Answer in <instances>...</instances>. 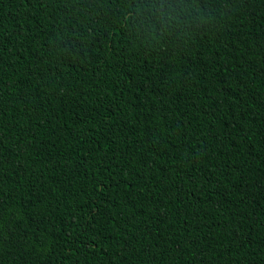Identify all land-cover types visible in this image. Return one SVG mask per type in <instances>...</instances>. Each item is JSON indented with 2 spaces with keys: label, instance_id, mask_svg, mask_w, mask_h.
Instances as JSON below:
<instances>
[{
  "label": "trees",
  "instance_id": "1",
  "mask_svg": "<svg viewBox=\"0 0 264 264\" xmlns=\"http://www.w3.org/2000/svg\"><path fill=\"white\" fill-rule=\"evenodd\" d=\"M0 264H264V0H0Z\"/></svg>",
  "mask_w": 264,
  "mask_h": 264
}]
</instances>
